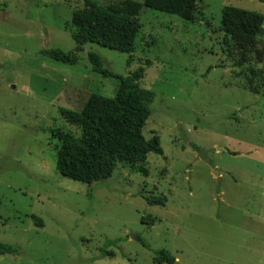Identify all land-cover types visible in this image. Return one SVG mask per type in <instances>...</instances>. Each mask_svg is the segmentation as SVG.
<instances>
[{"label":"rangeland","instance_id":"374dc122","mask_svg":"<svg viewBox=\"0 0 264 264\" xmlns=\"http://www.w3.org/2000/svg\"><path fill=\"white\" fill-rule=\"evenodd\" d=\"M226 5L264 17L259 0H196L192 21L142 6L127 54L75 51L71 17L83 0H0V242L18 248L0 264H155L162 249L172 264L264 263V91L246 87L264 80V57L240 67L226 57ZM50 48L73 52L74 64L40 53ZM89 51L117 75L141 69L139 85L154 93L143 135L163 154L136 165L147 175L119 162L87 184L56 170L51 130L80 135L61 109L112 97L118 84L92 70Z\"/></svg>","mask_w":264,"mask_h":264},{"label":"trees","instance_id":"16d2710c","mask_svg":"<svg viewBox=\"0 0 264 264\" xmlns=\"http://www.w3.org/2000/svg\"><path fill=\"white\" fill-rule=\"evenodd\" d=\"M84 7L73 12L71 24L75 51H82L87 43L107 47L130 54L140 30L139 14L142 6L185 21L195 16L196 0H121L118 4L104 6L97 0H83ZM264 3V0H259ZM220 27L224 33L223 46L226 57L237 67L256 60L261 62L264 50L258 45V37L263 31L264 17L256 12L233 6H224ZM40 53L63 64H74L73 52L59 48L41 50ZM87 58L92 70L106 77L118 80L112 97L92 93L83 106L77 110L61 109L65 120L80 129L78 137L61 129H52L51 134L59 141L56 170L62 176L82 183L91 184L109 178L117 163L126 162L134 171L147 175V170L136 166L146 162L152 152L163 154L157 136L146 139L143 127L151 114L150 104L154 93L141 87V69L128 76L113 73L104 65L103 58L89 51ZM264 77L262 72H259ZM257 73H255L256 75ZM246 87L257 94L264 91V80L256 85L251 77ZM195 148V146H193ZM148 205L163 206L160 196L145 197ZM1 205V199H0ZM40 224V220L32 216ZM148 219L142 218L143 223ZM152 221V220H149ZM18 248L0 242V255H15ZM174 257L167 250H159L153 257L155 264H172Z\"/></svg>","mask_w":264,"mask_h":264},{"label":"crops","instance_id":"0c3cea01","mask_svg":"<svg viewBox=\"0 0 264 264\" xmlns=\"http://www.w3.org/2000/svg\"><path fill=\"white\" fill-rule=\"evenodd\" d=\"M219 150H223V151H224L225 149H219ZM227 150H229V149H226L225 151H227ZM229 151H231V150H229ZM229 151H228V152H229ZM231 153H232V154H236V153L233 152V151H232Z\"/></svg>","mask_w":264,"mask_h":264},{"label":"water","instance_id":"95a60500","mask_svg":"<svg viewBox=\"0 0 264 264\" xmlns=\"http://www.w3.org/2000/svg\"><path fill=\"white\" fill-rule=\"evenodd\" d=\"M264 264V263H263Z\"/></svg>","mask_w":264,"mask_h":264}]
</instances>
